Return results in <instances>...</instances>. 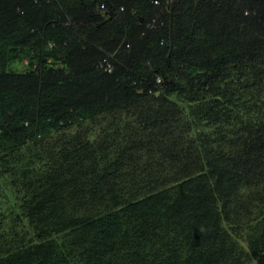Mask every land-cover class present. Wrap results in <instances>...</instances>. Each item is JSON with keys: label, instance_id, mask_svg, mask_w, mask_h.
I'll use <instances>...</instances> for the list:
<instances>
[{"label": "trees", "instance_id": "1", "mask_svg": "<svg viewBox=\"0 0 264 264\" xmlns=\"http://www.w3.org/2000/svg\"><path fill=\"white\" fill-rule=\"evenodd\" d=\"M153 1L0 0V264H94L106 259L107 239L144 253L147 234L132 227L137 217L155 218L154 201L177 211L188 237L167 259L150 256L152 264H209L192 216L161 201L174 198L186 174L208 187L200 205L227 218L234 208L237 231L253 225L249 247L264 259V0ZM106 57L113 74L97 65ZM18 58L26 71L5 74ZM9 88L17 110L3 127ZM61 112L68 125H51ZM205 124L216 155L244 145L250 161L222 165L224 154L210 160L194 145L174 173L143 154L108 194L111 155L124 159L161 138L164 147L168 139L182 145ZM53 133L80 161L52 162L41 137ZM214 165L218 174L206 169ZM129 260L137 259L119 262Z\"/></svg>", "mask_w": 264, "mask_h": 264}, {"label": "clouds", "instance_id": "2", "mask_svg": "<svg viewBox=\"0 0 264 264\" xmlns=\"http://www.w3.org/2000/svg\"><path fill=\"white\" fill-rule=\"evenodd\" d=\"M153 2L155 5L161 4V0H154ZM104 8L105 6L102 5V12L107 13L104 11ZM120 11L122 12L123 9H120ZM71 17H73L71 14L65 13V18L69 19L68 21L65 20V27L70 25ZM157 20V17L152 20L149 24L150 28H156ZM49 46L53 47L54 45L50 43ZM126 47L129 48V44H127ZM22 59L23 60L21 62L19 61L21 58L12 60V67L8 69L5 74H7L8 71L14 73H24L26 71L25 66L28 64V60L24 58ZM110 59L111 58L106 57L97 63V65H99V67L106 74H113L116 69L114 63H112V60ZM147 65H150V62H148ZM2 76L3 74L0 76V80L2 79ZM154 80L158 84L159 88L164 87L165 81L161 74H154ZM10 93L11 94L3 100V104L6 106L8 103L12 104V107L7 111V117L2 122L3 127L8 120L12 119L14 111L17 110V103L12 95V89H10ZM66 120V117L61 112L60 116L56 114V117H54L51 125H61L65 127L68 125ZM57 135L58 133H53L51 135L41 137L42 141L45 140L51 142L48 146L52 148V162H60L61 160L70 157L75 159V154L73 152L63 151V149L66 148L67 139L58 140L56 139ZM163 140L164 138L158 139L153 143H147V141L142 142L144 147L140 150V153H130L124 159L114 158V156L111 155L113 160H110V164H107V171H110V175L108 176L109 180L105 185V189L108 191V194H117L120 190L121 181L124 179L125 175L130 174L136 165L141 167L144 161L143 157H141L143 154L149 159L150 163L152 158H154L158 161L159 165L164 164L171 166V168L174 169V173L180 170L183 165L184 168L186 167L188 156L192 152L194 145L200 148L207 147L202 150V153L204 154V152L209 150L212 155L209 157L210 160L213 156H215L218 160L224 154V157L219 164L226 166L239 161L232 167L238 166L243 162L250 161L253 156L250 149L244 145H239L234 149H230V151H227L220 156L216 155L214 130L210 125L206 124L203 126H197L193 136L188 137L186 143L182 145L176 146L171 139H168V143L164 147V144H162ZM75 160L80 161L78 157ZM216 162L217 161H215V163ZM206 169L217 173L215 165ZM194 177L186 174L182 182H178L173 186V188H177L174 198H162L161 201L164 204L172 203L183 205L182 212L192 216L189 221L192 223L191 229L194 233L196 244L198 249L201 250L204 255L209 257L208 263L264 264V259H261V255L257 254L255 257L249 247L247 234L253 225L248 227L243 226L244 228L241 227L242 229L237 231L236 228L238 224L236 222V210L234 208L231 211V216L227 218L222 213H218L212 207L207 208L208 206L200 205L208 187L201 186L194 180ZM110 180H112L111 184L109 183ZM2 185V180L0 179V187ZM158 202L159 201H154V219L150 221H143L142 218L137 217L140 224L132 227L135 232L140 231L143 227L144 233L147 234L144 253H134L132 251L120 249L116 246L118 245L117 241L107 239L102 243V246L108 249L106 259L104 260V256H102V258L98 259L94 264H120L121 262H119V260L125 255L137 259V264H142V260H144V264H152L150 256H153L158 260H165L171 256L174 251H178L181 246L185 245V240L188 237V231L181 232L177 229L175 219L177 211L172 208H165L164 206L158 208ZM260 222V219L258 221L255 220V224H260ZM241 231L242 236L239 235ZM261 238L264 239V232L261 234ZM110 247L114 248L109 250ZM136 262L129 260L128 264H136ZM81 264L90 263L87 262ZM174 264H179V262L176 261Z\"/></svg>", "mask_w": 264, "mask_h": 264}]
</instances>
